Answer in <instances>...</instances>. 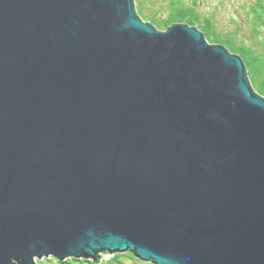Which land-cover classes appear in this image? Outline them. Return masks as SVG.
Listing matches in <instances>:
<instances>
[{"label":"water","instance_id":"water-1","mask_svg":"<svg viewBox=\"0 0 264 264\" xmlns=\"http://www.w3.org/2000/svg\"><path fill=\"white\" fill-rule=\"evenodd\" d=\"M125 252L264 264V97L134 0H0V264Z\"/></svg>","mask_w":264,"mask_h":264},{"label":"trees","instance_id":"trees-1","mask_svg":"<svg viewBox=\"0 0 264 264\" xmlns=\"http://www.w3.org/2000/svg\"><path fill=\"white\" fill-rule=\"evenodd\" d=\"M141 1L143 2V0ZM163 3L168 6V13H166V16H164V18H159L156 12H152V14L150 15L154 17L153 23L155 26H159L162 29L166 28L173 22H183L182 20H180L182 16L185 20H187L185 22L188 24L194 25L195 21L199 23V16H202L197 10V7L199 6V0H164ZM162 7H164V5H162ZM134 9L136 14L139 15V13L136 11L137 8L134 7ZM177 14L178 16H175ZM193 17H196L198 19L194 20V22H190L192 19H194ZM172 18L174 19V21H172ZM209 21L210 18L208 16H203V20L200 21L202 22V24L199 23V27L204 31L203 33L208 42L217 43V41H219L220 39V43H224V45L227 46L230 51L239 53L242 58H246L248 64L250 65L253 76H250L252 79V81L250 82L254 85H257L260 94L264 96V0H253L245 10L244 21L246 22L247 28L249 30V36L247 37L248 42L245 41L244 37V39H239L237 32L225 33L222 34V36H220L219 34L216 35L215 31H213L211 28L207 29L208 26L206 25V23ZM128 254L130 260L135 262L139 261V259L133 257V255H131L130 253ZM117 256L118 255H116V257H110L108 258V260H104L102 257L99 263H95L92 260H73L72 263L122 264V262L120 263L119 261H117Z\"/></svg>","mask_w":264,"mask_h":264},{"label":"rangeland","instance_id":"rangeland-1","mask_svg":"<svg viewBox=\"0 0 264 264\" xmlns=\"http://www.w3.org/2000/svg\"><path fill=\"white\" fill-rule=\"evenodd\" d=\"M163 1L164 0H143L142 2L141 0H134V7L137 8L136 11L139 13L138 16L141 18L143 22H146V21L149 22L158 30H165L166 28L161 29L159 26H155L153 23L154 17L150 16L152 12H156L159 18H164V16H166V13H168V6L165 3H163ZM252 1L253 0H199V6L197 7V10L199 11V14L202 15V16H199V23L202 24V22L200 21L203 20V16H208L210 18V21L206 23V25L209 27V28L207 27V29L211 28L213 31H215L216 35L219 34L220 36H222V34H225V33H234V32L236 33L237 32L239 39L245 38V41L248 42L247 37L249 36L248 35L249 30L247 28L246 22L244 21V18H245V10L248 7V5L252 3ZM162 5H164V7H162ZM178 14L175 16H178ZM193 18L194 19H192L190 22H194V20L198 19L196 17H193ZM180 20L183 21L180 23H186L185 21H187L183 18V16L181 17ZM172 21H174L173 18H172ZM199 23L195 21L194 25H191L188 23L187 24L190 26H195L204 35L203 33L204 31L199 27ZM210 43H213V42H210ZM217 44H220L227 48V46H225L224 43H220V39L219 41H217ZM227 50H229V48H227ZM230 52L234 53L232 51ZM234 54L240 56L239 53L235 52ZM240 58L245 66L246 73H248L247 76H249L248 78H250L249 83L252 89H254L253 91L261 95L257 88V85H254L253 83L250 82L252 81L251 77L253 76H252L251 68H250V65L248 64V61L246 60V58H242L241 56ZM128 253L129 252L115 253L114 255H108L105 260H108V258L113 257V256L116 257V255H118L119 257L117 256V259H118L117 261H119L120 263L122 262V264H152V263L144 262L141 260L137 262L132 261L128 257L129 256ZM73 260L83 261L87 259H83V258L77 259V258L68 257L63 261H60L54 258L53 256H47V257H42L40 259L35 258V264H73L72 263Z\"/></svg>","mask_w":264,"mask_h":264}]
</instances>
